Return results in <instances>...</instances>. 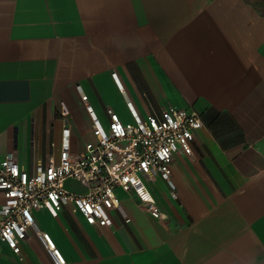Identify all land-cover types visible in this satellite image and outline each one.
<instances>
[{"label":"crops","instance_id":"0c3cea01","mask_svg":"<svg viewBox=\"0 0 264 264\" xmlns=\"http://www.w3.org/2000/svg\"><path fill=\"white\" fill-rule=\"evenodd\" d=\"M118 73L121 91L112 77ZM103 123L168 105L198 111L193 153L174 155L171 197L147 179L163 218L118 189L110 226L64 206L39 209L66 264H264V8L252 0H0V163L33 171L57 156L68 102L74 149L94 134L82 95ZM67 188L87 187L73 179ZM4 201L0 190V207ZM0 264H55L33 230Z\"/></svg>","mask_w":264,"mask_h":264},{"label":"built area","instance_id":"2783aa9c","mask_svg":"<svg viewBox=\"0 0 264 264\" xmlns=\"http://www.w3.org/2000/svg\"><path fill=\"white\" fill-rule=\"evenodd\" d=\"M112 77L124 91L118 73ZM92 124L94 139L81 151L74 149L73 131L68 125L71 109L60 101L64 125L58 155L39 162L33 171L25 169L14 152H8L0 163V190L4 201L0 207V241L15 253L31 229L47 249L55 264L66 260L50 233L39 228L35 211L44 209L58 217L64 206H71L88 224L101 227L113 223L112 212L120 205L118 189L133 192L141 206L153 217L163 218L147 179L164 178L171 197H178L171 179L174 155L192 154L193 132L203 126L194 109L168 105L161 113L146 116L127 103L130 120H124L112 107L107 108L108 123L100 119L89 96L82 95ZM73 179L87 187L83 193L66 186Z\"/></svg>","mask_w":264,"mask_h":264},{"label":"trees","instance_id":"16d2710c","mask_svg":"<svg viewBox=\"0 0 264 264\" xmlns=\"http://www.w3.org/2000/svg\"><path fill=\"white\" fill-rule=\"evenodd\" d=\"M255 4V6L264 8V0H252Z\"/></svg>","mask_w":264,"mask_h":264}]
</instances>
